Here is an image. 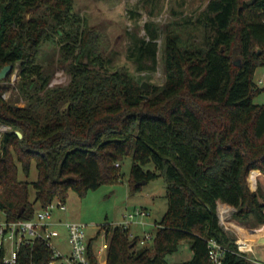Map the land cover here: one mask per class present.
Wrapping results in <instances>:
<instances>
[{"label": "trees", "instance_id": "16d2710c", "mask_svg": "<svg viewBox=\"0 0 264 264\" xmlns=\"http://www.w3.org/2000/svg\"><path fill=\"white\" fill-rule=\"evenodd\" d=\"M183 24L186 36L166 33V81L150 92L129 72L108 69L102 32L75 11L74 0H0V71L19 68L26 102L6 100L0 85V124L9 127L0 132V211L8 220L32 219L38 207L66 201L69 190L83 197L118 181L121 161L132 155V192L162 176L168 208L152 247L137 248L129 229L104 225L106 264H213L210 239L227 248L222 264H256L239 253L220 210L235 207L241 223L264 222V202L247 182L251 170L264 172V104L254 102L263 90L255 74L264 65V0H209L196 21ZM193 24L203 28L201 38ZM151 25L138 60L155 66L159 32ZM47 46L59 48L68 84L50 86L40 60ZM33 162L37 179L21 180ZM151 163L155 170L145 169ZM95 239L90 264H101ZM183 242L192 257L170 262ZM50 254L37 240L21 248L15 264H49ZM0 264H9L3 249Z\"/></svg>", "mask_w": 264, "mask_h": 264}, {"label": "rangeland", "instance_id": "374dc122", "mask_svg": "<svg viewBox=\"0 0 264 264\" xmlns=\"http://www.w3.org/2000/svg\"><path fill=\"white\" fill-rule=\"evenodd\" d=\"M209 0H74L75 11L80 13L89 26H95L102 32V53L110 71H127L141 83H149L148 91L152 85L162 86L166 81L164 63V40L168 29L175 28L184 36V22L187 19L196 21L200 13L205 9ZM157 29L159 36L157 63L152 66L147 61L142 65L138 60L142 41H150L148 24ZM186 24V23H185ZM197 37L203 36V28L193 24L190 28ZM47 71L52 74L50 86L66 85L71 75L66 71L61 60L58 47L47 46L40 58ZM239 61H241L239 59ZM19 68H16L6 81L0 85L7 87L4 98L16 105L23 106L25 101L19 92ZM258 86L263 90L254 98L256 104H264V65L260 66L255 74ZM262 80V83H259ZM0 126H2L0 124ZM134 162L133 156H126L121 161V178L114 183H103L97 189H91L81 197L76 191L69 190L66 200L67 211H57L56 217L68 221L82 222L88 225V239L96 238L94 247L101 246L106 238L103 226L106 224L119 225L125 221V214L134 212L136 208L145 209L144 215L138 214L131 220V238L138 237L137 248L142 246L152 247L156 235L157 223L163 218L168 208L167 188L165 178L160 176L142 185L135 193L130 186L131 169ZM145 169L155 170L154 164H149ZM38 171L36 163H32L30 177L26 178L23 171L20 179L36 180ZM250 190L257 191L264 202V172L251 170L247 177ZM35 199V189L31 187V200ZM1 218L4 214L0 213ZM235 218L232 217V220ZM236 221V220H234ZM247 226H251L246 224ZM61 236L54 239L65 255L71 254L69 233L65 226H58ZM255 237H243L252 245L255 239H259L255 245V253L264 259V223L254 228H249ZM255 229V230H254ZM151 238H147V237ZM259 236H263L260 237ZM257 237V238H256ZM145 240V244L141 241ZM192 257V251L186 242L181 248L167 256L170 262H181ZM102 261L101 264L103 263ZM106 264V262H105Z\"/></svg>", "mask_w": 264, "mask_h": 264}, {"label": "built area", "instance_id": "2783aa9c", "mask_svg": "<svg viewBox=\"0 0 264 264\" xmlns=\"http://www.w3.org/2000/svg\"><path fill=\"white\" fill-rule=\"evenodd\" d=\"M259 80V83H262ZM9 127L0 126V132L3 134ZM0 134V135H1ZM120 165V163H117ZM66 201L56 198L44 207H38L35 217L32 219L8 220L5 213L4 218L0 216V249L4 250V261L9 264L17 263L19 252L25 245L33 246L37 240H43L50 248L49 264H90L89 243L87 228L88 225L77 221H68L65 219H56L54 217L57 211H67ZM235 207L222 206L220 210V219L224 229L231 233L235 230V224L232 222V213ZM146 213L145 209L136 208L134 212L125 214V221L119 226L130 229L131 220L135 215ZM58 226H65L69 233L71 244V254L65 255L60 247L55 244L54 239L61 236ZM147 238H151L150 236ZM247 240V239H246ZM145 240L141 243L145 244ZM241 237L236 239L238 251L247 259L256 264H264V259L259 257L254 250V243L248 246L242 243ZM209 257L213 264H222L227 252V248L216 239L209 240ZM108 242L94 249L96 258L100 263L107 261Z\"/></svg>", "mask_w": 264, "mask_h": 264}, {"label": "water", "instance_id": "95a60500", "mask_svg": "<svg viewBox=\"0 0 264 264\" xmlns=\"http://www.w3.org/2000/svg\"><path fill=\"white\" fill-rule=\"evenodd\" d=\"M252 2H253V0H249V3H252ZM222 50H224L223 47H222ZM236 63H237V64H240V61L238 60V61H236ZM12 69H13L12 65H6V66H4V67L2 68V70L0 71V80H1V79H4V78H6V77H8V76L11 74ZM142 87H143L144 89H148V87H149V83L146 82V81H144V82L142 83ZM16 133H17L20 137L23 136V133H22L21 131H19V130H17ZM0 144H1V135H0ZM0 151H1V148H0ZM145 183H147V180H143V181L140 182V184H142V185L145 184Z\"/></svg>", "mask_w": 264, "mask_h": 264}, {"label": "crops", "instance_id": "0c3cea01", "mask_svg": "<svg viewBox=\"0 0 264 264\" xmlns=\"http://www.w3.org/2000/svg\"><path fill=\"white\" fill-rule=\"evenodd\" d=\"M54 217L56 218V219H63V218H60V217H56V213H55V215H54ZM234 220H236V219H234ZM234 220H232V222L235 224V225H237V226H235V230H233V231H231V234H235L236 236H237V238H239V237H241V236H243V237H247V235L244 233V231H243V228H254V227H257L258 225H260V224H262V223H258L257 225H255V226H247L245 223H241V222H239V221H234ZM264 223V222H263ZM260 237H263V236H259V238ZM257 238V237H256ZM259 239L257 238V239H255V241H253L254 242V244L258 241ZM257 254V253H256ZM258 255V254H257ZM259 256V255H258ZM263 258V257H262Z\"/></svg>", "mask_w": 264, "mask_h": 264}, {"label": "bare ground", "instance_id": "6f19581e", "mask_svg": "<svg viewBox=\"0 0 264 264\" xmlns=\"http://www.w3.org/2000/svg\"><path fill=\"white\" fill-rule=\"evenodd\" d=\"M237 226V225H236ZM255 230V229H254ZM243 231H244V233L247 235V236H249V237H255L256 236V234H255V232H256V230L253 232L251 229H249V228H243ZM242 240H243V242L242 243H247L248 244V246H251V243L249 242V241H247L246 239H244V238H242Z\"/></svg>", "mask_w": 264, "mask_h": 264}]
</instances>
